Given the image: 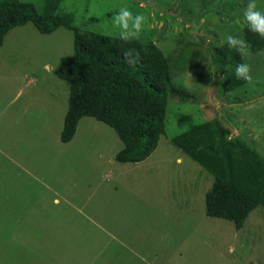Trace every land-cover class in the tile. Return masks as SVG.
<instances>
[{"label": "rangeland", "instance_id": "rangeland-1", "mask_svg": "<svg viewBox=\"0 0 264 264\" xmlns=\"http://www.w3.org/2000/svg\"><path fill=\"white\" fill-rule=\"evenodd\" d=\"M30 1L37 10L43 0ZM259 10L264 0H256ZM248 0H60L73 25L118 37L121 6L145 17L139 41L168 61L162 133L142 161L113 159L108 125L81 117L59 141L68 83L53 68L72 53V30L39 33L30 22L0 45V264H264V207L235 229L206 216L212 177L170 138L217 119L264 160V46L242 63L253 83L222 91L213 50L245 24Z\"/></svg>", "mask_w": 264, "mask_h": 264}, {"label": "trees", "instance_id": "trees-1", "mask_svg": "<svg viewBox=\"0 0 264 264\" xmlns=\"http://www.w3.org/2000/svg\"><path fill=\"white\" fill-rule=\"evenodd\" d=\"M60 0H43L37 10L30 1L0 0V45L4 34L30 21L39 33L63 25L72 30V53L61 56L54 75L68 83L67 107L59 131V141H69L81 117L87 116L113 129L122 146L114 153L117 162H140L155 148L162 133L169 86L168 61L155 44L124 42L73 25V15L59 11ZM264 11V9L262 10ZM238 36V35H233ZM250 52L264 46V38L241 27ZM140 55L137 65L124 61V52ZM216 61L225 66L219 84L222 91L245 81L237 80L235 67L241 54L226 41L213 50ZM129 61L135 56H129ZM227 131L213 118L198 123L170 138V143L208 172L211 185L203 196L206 216L231 221L239 229L248 213L264 207V160L237 137L226 139Z\"/></svg>", "mask_w": 264, "mask_h": 264}, {"label": "clouds", "instance_id": "clouds-1", "mask_svg": "<svg viewBox=\"0 0 264 264\" xmlns=\"http://www.w3.org/2000/svg\"><path fill=\"white\" fill-rule=\"evenodd\" d=\"M243 19L249 31L264 38V11L258 9L256 0H248L243 10ZM145 23L142 14H134L128 6H121L113 17V29L115 34L124 42L139 39ZM226 43L229 48L235 49L242 56L246 54L249 47L248 42L238 36L226 35ZM124 61L129 65H137L140 62V55L134 49L124 52ZM129 56H135L134 60L129 61ZM252 69L249 64L239 63L235 67V77L248 84L253 83Z\"/></svg>", "mask_w": 264, "mask_h": 264}]
</instances>
